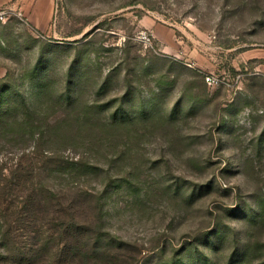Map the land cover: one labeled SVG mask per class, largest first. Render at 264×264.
Returning <instances> with one entry per match:
<instances>
[{"label":"rangeland","instance_id":"rangeland-1","mask_svg":"<svg viewBox=\"0 0 264 264\" xmlns=\"http://www.w3.org/2000/svg\"><path fill=\"white\" fill-rule=\"evenodd\" d=\"M51 1L0 19V264H264V0Z\"/></svg>","mask_w":264,"mask_h":264},{"label":"crops","instance_id":"crops-1","mask_svg":"<svg viewBox=\"0 0 264 264\" xmlns=\"http://www.w3.org/2000/svg\"><path fill=\"white\" fill-rule=\"evenodd\" d=\"M37 2L38 0H0V9L9 10L12 13L14 12V8H18V6L22 5L21 8L25 10L26 13H32L31 17L34 19L35 25L37 27H43V25L49 23L51 20V3L53 2L51 0H41L40 11L39 13H35L33 10L34 7H31V5H37Z\"/></svg>","mask_w":264,"mask_h":264},{"label":"built area","instance_id":"built-area-1","mask_svg":"<svg viewBox=\"0 0 264 264\" xmlns=\"http://www.w3.org/2000/svg\"><path fill=\"white\" fill-rule=\"evenodd\" d=\"M10 14V11L9 10H6V9H0V19H4V18H7V16ZM206 81L208 84L210 85H213L217 82V79L214 78L213 76H208L206 78Z\"/></svg>","mask_w":264,"mask_h":264}]
</instances>
